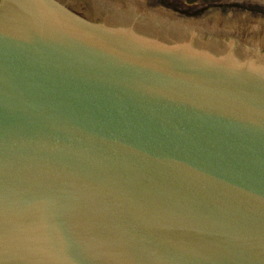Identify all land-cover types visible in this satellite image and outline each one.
Listing matches in <instances>:
<instances>
[{
    "label": "water",
    "instance_id": "water-1",
    "mask_svg": "<svg viewBox=\"0 0 264 264\" xmlns=\"http://www.w3.org/2000/svg\"><path fill=\"white\" fill-rule=\"evenodd\" d=\"M0 0V264H264V0Z\"/></svg>",
    "mask_w": 264,
    "mask_h": 264
},
{
    "label": "flooded vegetation",
    "instance_id": "flooded-vegetation-1",
    "mask_svg": "<svg viewBox=\"0 0 264 264\" xmlns=\"http://www.w3.org/2000/svg\"><path fill=\"white\" fill-rule=\"evenodd\" d=\"M170 1H182V2H183V0H170ZM219 1H221V0H213V1H210V2H208V3H205L204 5H206V4H210V3L219 2Z\"/></svg>",
    "mask_w": 264,
    "mask_h": 264
}]
</instances>
